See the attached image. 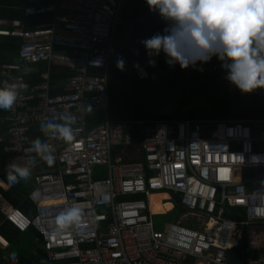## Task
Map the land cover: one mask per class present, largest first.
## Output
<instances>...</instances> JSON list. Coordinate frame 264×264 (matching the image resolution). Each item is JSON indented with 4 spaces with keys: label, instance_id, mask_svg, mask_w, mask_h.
Returning a JSON list of instances; mask_svg holds the SVG:
<instances>
[{
    "label": "built area",
    "instance_id": "1",
    "mask_svg": "<svg viewBox=\"0 0 264 264\" xmlns=\"http://www.w3.org/2000/svg\"><path fill=\"white\" fill-rule=\"evenodd\" d=\"M126 1L28 0L22 7L27 16L63 13L30 30L0 17V38L22 41L21 63L0 62V86L5 80L27 85L0 115V157L7 158L0 161V180L11 163H45L32 150L36 138L56 157L33 175L27 200L34 219L5 205L8 187L0 186L1 222L18 233L34 227L51 264H234L226 255L231 249L242 251L238 264H264V215L256 211L257 193L264 192V121L109 119L107 73ZM40 63L72 73L63 93L50 94L47 73L31 84L22 64ZM95 111L105 114L104 122L87 129L86 114ZM62 113L77 118L71 144L40 131L41 123ZM137 146L138 160L126 161ZM245 169L260 172L243 178ZM162 192L168 196L162 205L171 208L153 213L150 198ZM69 206L84 210L81 226L53 235L55 216ZM175 206L182 215L156 228L154 217ZM225 208L232 220L223 217ZM186 218L204 223L197 227ZM8 245L0 236V249Z\"/></svg>",
    "mask_w": 264,
    "mask_h": 264
},
{
    "label": "trees",
    "instance_id": "2",
    "mask_svg": "<svg viewBox=\"0 0 264 264\" xmlns=\"http://www.w3.org/2000/svg\"><path fill=\"white\" fill-rule=\"evenodd\" d=\"M23 3H28V0H0L1 6H21L18 10L0 7V17L20 19L29 26L36 25L33 19L25 14ZM121 17L123 22L113 38L108 68L109 119L144 122L264 121V89L242 94L225 80L226 73L216 57L206 64H197V68L203 67V72L192 67L182 70L179 64L169 67L163 53L154 57L155 67L149 66V57L140 41L157 32L162 33L166 24L158 14L149 11L145 0H127ZM20 43V39L0 38V62L19 63L17 51ZM118 57H123L126 61L124 71L116 67ZM135 63H139L147 72L146 77L142 78L140 71L133 67ZM37 66L40 71L46 68L43 63ZM50 70V93H63L64 83L72 73L62 67H51ZM39 81L35 77L30 82L36 84ZM4 113L5 111L0 109V115ZM86 117L87 129L97 127L105 119L104 113L97 111L87 113ZM139 131L135 130L136 134ZM6 159L0 157L1 164L5 163ZM48 167L46 163L35 167L29 180L21 181L9 187L7 191H2L4 204L19 210L29 219H34V207L28 202L27 196L34 187L33 175L47 170ZM103 176L107 175L104 173ZM160 197L161 194H157L156 198ZM174 198L178 200L177 196ZM181 212L180 207L175 206L165 215L156 216L154 219L176 221ZM1 219L0 215V236L7 240L9 245L7 249H0V264H51L34 227L18 233L6 223H2Z\"/></svg>",
    "mask_w": 264,
    "mask_h": 264
},
{
    "label": "clouds",
    "instance_id": "3",
    "mask_svg": "<svg viewBox=\"0 0 264 264\" xmlns=\"http://www.w3.org/2000/svg\"><path fill=\"white\" fill-rule=\"evenodd\" d=\"M145 3L166 24L162 33L140 41L149 57V66L155 67L154 57L163 53L169 67L179 64L182 70L192 67L203 72V67L197 68V64H206L216 57L226 73L225 80L242 94L264 89V0H145ZM125 63L123 57H118L116 67L124 71ZM133 67L140 71L142 78L147 76L139 63ZM26 88L23 83L5 80L0 86V109L11 110L20 91ZM87 109L91 111V105ZM76 124L77 118L71 113L54 114L41 123L40 131L71 144ZM32 150L49 167L54 165L56 157L46 142L36 138ZM257 159L253 157L254 161ZM35 166V159L25 166L7 165L8 186L29 180ZM257 198L260 203L256 211L264 215V192H258ZM83 220L82 208L66 207L55 216L53 235L63 236L76 230Z\"/></svg>",
    "mask_w": 264,
    "mask_h": 264
},
{
    "label": "crops",
    "instance_id": "4",
    "mask_svg": "<svg viewBox=\"0 0 264 264\" xmlns=\"http://www.w3.org/2000/svg\"><path fill=\"white\" fill-rule=\"evenodd\" d=\"M23 4L25 5L27 3H23ZM0 7H2V8H9V10H11V8H15V10H18V8H21V6L19 7L17 5H6V6L5 5H2V6L0 5ZM54 13L63 14L62 12L52 11V12H48V13H46L44 15H41V16L31 17L33 19L32 21L36 23V25H32V26H29L28 24H25V22H23L20 19H18V20H20L25 25L26 29L30 30V29H34V28H36L38 26H41V25H44V24H50L53 21ZM1 18H8V17L1 16ZM8 19H10V18H8ZM11 19H14V18H11ZM42 19H46L47 21H42ZM21 43H22V41H21ZM21 43H20V46H21ZM20 46L18 48L17 53L19 52ZM43 64H45V66H46V68L43 71H40L37 65H28V64H22V65L25 68L26 76H27V78H28L29 81H32L36 77L37 79L40 80L37 83H40L42 81L41 74L47 73L48 74V83H49V92H50V71H51L50 68L51 67H55V66H52V65L51 66H48V64H46V63H43ZM107 78H109L108 73H107ZM67 81H68V79L64 83L63 92L65 91V86H66ZM57 94H59V93H57ZM5 177L6 176H4V177L1 178L0 181H2V182H0V186L1 187H4V188H7L8 187V189H9V186L7 184V181H5Z\"/></svg>",
    "mask_w": 264,
    "mask_h": 264
},
{
    "label": "rangeland",
    "instance_id": "5",
    "mask_svg": "<svg viewBox=\"0 0 264 264\" xmlns=\"http://www.w3.org/2000/svg\"><path fill=\"white\" fill-rule=\"evenodd\" d=\"M151 107V106H149ZM139 149V146L136 147L135 150H132V151H129L127 153V155L124 157L126 161H136L138 160V157H137V150ZM163 198H166V197H161L159 201H157L158 203V207L153 210V213H157V214H163L164 212L168 211L170 208H171V205L170 204H165V205H162L161 203V200H163ZM182 214L180 213L177 218L179 216H181ZM223 217L227 220H232L233 219V211L232 209L230 208H225L224 210V214H223ZM165 219V218H164ZM163 218H155L154 219V225L155 227H161L163 223H166L168 221H165ZM184 221H186L187 223H194L197 227L200 226L201 224L203 225L204 223V219L200 220L199 222L197 221V219L195 218H186V219H183Z\"/></svg>",
    "mask_w": 264,
    "mask_h": 264
},
{
    "label": "water",
    "instance_id": "6",
    "mask_svg": "<svg viewBox=\"0 0 264 264\" xmlns=\"http://www.w3.org/2000/svg\"><path fill=\"white\" fill-rule=\"evenodd\" d=\"M259 172H260V170H258V169H245L242 172V177L243 178H247V177H250V176H252L254 174H257ZM226 255H227V257L229 258V260L232 263H234V264L241 263L242 251L240 249H231V250H228L226 252Z\"/></svg>",
    "mask_w": 264,
    "mask_h": 264
},
{
    "label": "bare ground",
    "instance_id": "7",
    "mask_svg": "<svg viewBox=\"0 0 264 264\" xmlns=\"http://www.w3.org/2000/svg\"><path fill=\"white\" fill-rule=\"evenodd\" d=\"M158 194H161V196L163 197H166L168 198L167 194L162 192V193H158ZM157 194H153V196H151L150 198V207H151V211L153 212V210H155L157 207H158V203L157 201L160 200V198H156ZM166 198H163V199H166Z\"/></svg>",
    "mask_w": 264,
    "mask_h": 264
},
{
    "label": "snow or ice",
    "instance_id": "8",
    "mask_svg": "<svg viewBox=\"0 0 264 264\" xmlns=\"http://www.w3.org/2000/svg\"><path fill=\"white\" fill-rule=\"evenodd\" d=\"M222 178H227L226 175H222Z\"/></svg>",
    "mask_w": 264,
    "mask_h": 264
}]
</instances>
